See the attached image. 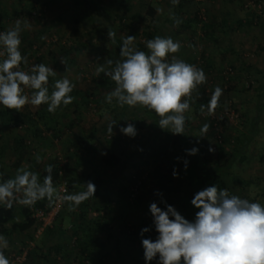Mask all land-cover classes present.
<instances>
[{
    "label": "rangeland",
    "instance_id": "374dc122",
    "mask_svg": "<svg viewBox=\"0 0 264 264\" xmlns=\"http://www.w3.org/2000/svg\"><path fill=\"white\" fill-rule=\"evenodd\" d=\"M136 1L99 0L111 12L121 43L127 35L136 37L135 47L143 42L144 33L151 34L150 39L171 37L182 45L174 55L204 70L206 92L212 94L216 86L223 89L219 105L211 114L196 107L197 92H193L190 109L184 113L183 134L209 142V148L214 149L209 151L211 158L221 160L224 151L234 148L237 137L248 131L256 115L257 97L264 90V0H179L177 5L172 0H149L160 10L152 19L142 23L121 19L124 10ZM179 8L188 18L197 16L191 27L182 23L177 26L170 18L174 14L179 19ZM0 14V32L13 27L17 20L22 26L30 25L21 33L20 51L28 59L27 64H21L22 70L30 71L33 64L39 63L52 67L56 75L49 77V93L57 79L68 78L75 84L70 93L73 102L61 105L54 114L48 112L46 104L29 103L19 112L0 105V183L2 173L14 178L22 166L40 176L49 163L61 166L60 178L53 184L57 188L58 182L65 179V195L84 191L87 175L94 184L98 178L101 180L95 184L94 196L75 211H69L68 203L62 202L59 214L47 224L35 217L37 210L46 212L52 207L47 199L39 208L13 202L16 220H24L18 213L24 206L31 209L35 222L21 232L12 230L11 222L0 226V235L8 241L6 257L11 264H65L69 257L80 256L86 243L90 254L83 255L89 264H145L140 233L144 223L153 224L150 204L155 202L165 210L166 205H172L182 212L185 179L181 160L187 147L173 144L172 136L155 126L141 106L124 114L127 105L120 107L115 99L112 103L105 100L115 86H97L93 80L102 73L97 75L98 67L109 68V47L102 31L72 0H0ZM205 31L213 32L219 41L214 44L204 36ZM3 58L0 56V60ZM230 81L235 84L232 88ZM31 92L25 89L29 97ZM90 111L100 115L96 132L88 140L98 150L87 153L75 150L71 141L80 136L76 118ZM112 121L117 124L109 135L107 127ZM128 123L135 125V137L120 132V127ZM206 123L210 128L202 135ZM256 127L245 159L235 161L230 169L231 181L237 196L264 205V109ZM110 136L118 139L113 151L120 160L118 167L106 165L101 158V149L106 148ZM19 139L26 142L29 154L16 167L15 144ZM37 155L41 157L39 163ZM157 235L151 229L143 238L155 240ZM92 237L99 238L103 246L93 243ZM51 244L61 245V249L51 251Z\"/></svg>",
    "mask_w": 264,
    "mask_h": 264
},
{
    "label": "clouds",
    "instance_id": "9594fccd",
    "mask_svg": "<svg viewBox=\"0 0 264 264\" xmlns=\"http://www.w3.org/2000/svg\"><path fill=\"white\" fill-rule=\"evenodd\" d=\"M178 3L179 0H172L173 5ZM170 18L177 26L181 23L174 14H170ZM25 28L30 25L22 26L17 20L13 27L0 32V56L4 57L0 60V105L19 112L29 103L33 106L46 104L48 112L54 114L61 105L68 106L73 102L70 93L75 84L68 78L57 79L49 93V77L56 75L52 67L39 63L33 64L30 71L22 70L21 64L28 63L20 51L21 33ZM115 35L111 30L107 33L113 41ZM135 39V36L127 35L120 46L121 59H108L107 70L103 65L96 69L97 75L103 72L115 83L105 100L112 103L115 99L120 107L139 105L154 111L160 118L158 125L161 129L173 135H183L184 113L190 109L193 92L207 82V76L202 68L174 55L182 47L179 41L156 36L145 41L148 49L145 52L135 47ZM25 89L32 90L30 97L25 94ZM222 94L223 89L216 86L208 104L200 106L201 112L207 109L211 114L219 105ZM116 124L115 121L108 124L109 135L113 134ZM209 128V124H204L202 135ZM120 132L129 137L137 135L132 123L120 127ZM209 151L214 149L210 147ZM186 152L195 155L198 149ZM35 159L38 163L41 161L39 155ZM52 171L53 165H48L45 168L47 175L41 182L38 173L23 166L18 168L14 178L0 183V204L9 209L13 202L31 207L37 201L47 199L50 204L66 202L68 210L75 211L82 202L94 196L96 186L92 181L84 183V191L61 195L54 187ZM173 175L176 176L175 170ZM191 204L199 209L192 221L172 205H166L165 210L155 202L150 204L158 235L155 240L143 238L151 229L145 227L141 230L145 264L154 260L157 264H264V205L230 195L227 189H219L216 185L195 193ZM7 247V239L0 235V264H11L4 253Z\"/></svg>",
    "mask_w": 264,
    "mask_h": 264
},
{
    "label": "trees",
    "instance_id": "16d2710c",
    "mask_svg": "<svg viewBox=\"0 0 264 264\" xmlns=\"http://www.w3.org/2000/svg\"><path fill=\"white\" fill-rule=\"evenodd\" d=\"M72 1L74 2L75 5L83 9L84 17L88 21H90L93 26L99 28L102 31L106 43L109 47L108 48L109 58L113 61L121 59L119 53H120V46L122 45V43L119 41L116 35L114 41L109 39L107 36L109 30L115 32V27L111 16V12L103 4H101L99 0H72ZM156 12H157L156 7H154L149 0H137L134 4H131L127 9L124 10L120 18L121 19L126 18V19H130L131 21L133 20L142 23L146 19L147 20L152 19L155 16ZM177 13L179 20L181 21L182 25H184L185 27H191L197 17L195 15L194 19L188 18L183 13V11L180 10V8L178 9ZM1 17L2 15L0 14V19ZM204 36H206V38L208 39H211L214 44H216L219 41V38L213 32L205 31ZM150 38H151V34L144 33L143 42L140 44L139 43L136 44L137 49L146 51L147 48L145 41L149 40ZM93 81L96 83L97 86H102V87L115 86V83L111 80V78L106 76L103 72L99 76L94 78ZM229 85H230L229 88H232L235 84L232 81H230ZM196 92L197 94H196L195 105L198 109H200V106L202 104L204 105L208 104L212 94L206 92V88L204 84L199 85ZM257 100L258 101L255 109L256 115L254 116V118H252L248 131L246 133H243L241 136L237 137L234 148L231 151H226V152L224 151L225 155L222 156L221 160L218 159L217 161H214L211 158V154L209 153V145H210L209 142H200L197 138L189 139L183 135H173L170 131L161 129L158 125V121L160 118L154 113V111L142 107L147 117L151 119V121L154 123L155 126H158L161 130L165 131L166 133L172 136L171 142L173 144L180 143L187 147L183 151L182 160H181V167L185 179V187H184L185 196L183 198L181 215H183L186 219L190 221L195 219V213L199 211V209L195 208L191 204V200L193 199L195 193L205 189L208 186L216 185L219 189H227L230 195H237L236 186L231 181L232 179L231 176H233V173L230 169L235 161L237 160L241 161L245 159V152L247 149V145L250 143L253 134L257 132L256 122L264 109L263 107L264 90L262 94H260L257 97ZM138 106L136 107L126 106L124 109V114L132 113L135 109H137ZM7 110L11 111V109H7ZM15 118L10 117V119H15ZM99 120H100V115L95 114L92 111L88 112L86 115H79L76 118L75 125H77L79 128L80 136L75 137L71 141V146L75 150L77 151L83 150L87 153L96 152L98 150V148H96L94 144H89L88 140L91 139L95 134L97 123L99 122ZM117 140L118 139L116 137L110 136V142L107 144L106 148L101 149V158L103 162L108 166L118 167L120 165L119 157L113 152L114 145L117 142ZM192 148H197L198 152L195 155L187 154L186 150H190ZM15 152L17 156L14 161V166L17 167L26 158L27 154H29V150L27 149L26 142L23 139H19L16 141ZM185 161L187 162V167H185ZM48 165H53L52 177H53V183H56V181H58L60 178L59 170H61V166L59 165V163L47 164L43 168L40 174V179L43 180V177L47 175V173L45 172V168ZM30 169H32V166H30ZM10 177L7 174L4 173L1 174L2 182L10 179ZM87 181L94 182L93 179H91V177L88 175L86 177L85 182ZM100 182L101 180L98 178L95 181V184L97 185ZM68 186L72 187L71 184H69ZM41 202L42 200L37 201L33 205V208H39L41 206ZM18 213L21 217L24 218L23 221H18L15 219L14 204L10 209L0 204V226H3L4 224L11 222V229L21 232L30 228L35 222V219L32 216L31 209L24 206H20L18 209ZM144 224H146L144 227H148L153 230L155 229L152 223L147 222ZM73 233L76 234V231H74ZM92 240L93 243H95L97 246H103V244L99 241V238L92 237ZM84 245L85 247H82L81 250L79 251L81 255L80 256L76 255L74 258H72V256L71 257L68 256L69 260L65 264H89L87 260L88 259L87 257L90 254L88 251V245L86 243H84ZM59 249H61V245L53 246L51 244L50 246L51 251L56 252ZM84 253H86L87 257L83 255Z\"/></svg>",
    "mask_w": 264,
    "mask_h": 264
},
{
    "label": "built area",
    "instance_id": "2783aa9c",
    "mask_svg": "<svg viewBox=\"0 0 264 264\" xmlns=\"http://www.w3.org/2000/svg\"><path fill=\"white\" fill-rule=\"evenodd\" d=\"M59 174H61V170H59ZM57 190L61 195H65L67 191V181L65 179H61L58 184H57ZM61 204L62 202L56 201L53 203L52 207L49 208L46 212L42 210H37L35 212V217H39L42 219L44 224H47L51 222L57 214H59L60 209H61Z\"/></svg>",
    "mask_w": 264,
    "mask_h": 264
}]
</instances>
